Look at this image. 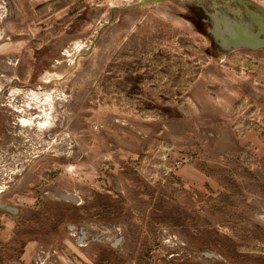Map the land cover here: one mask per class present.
I'll return each instance as SVG.
<instances>
[{
  "label": "rangeland",
  "instance_id": "1",
  "mask_svg": "<svg viewBox=\"0 0 264 264\" xmlns=\"http://www.w3.org/2000/svg\"><path fill=\"white\" fill-rule=\"evenodd\" d=\"M226 2L0 0V264H264V47L213 38Z\"/></svg>",
  "mask_w": 264,
  "mask_h": 264
},
{
  "label": "water",
  "instance_id": "2",
  "mask_svg": "<svg viewBox=\"0 0 264 264\" xmlns=\"http://www.w3.org/2000/svg\"><path fill=\"white\" fill-rule=\"evenodd\" d=\"M234 1L242 7L244 16H237L240 14L231 11L230 7L215 9L210 13L214 24L209 32L224 49L264 47V7L256 5L250 0ZM246 16L249 19H246Z\"/></svg>",
  "mask_w": 264,
  "mask_h": 264
},
{
  "label": "crops",
  "instance_id": "3",
  "mask_svg": "<svg viewBox=\"0 0 264 264\" xmlns=\"http://www.w3.org/2000/svg\"><path fill=\"white\" fill-rule=\"evenodd\" d=\"M248 78L254 79L253 77H242L240 81L236 79V82L239 83V86H236V99L239 98H249L250 94L251 96L256 95V92L253 90V87H251L248 91H244V85L249 84ZM258 99L263 98V94L260 93L259 95H256ZM243 116L245 115V112L242 113ZM241 120V119H237ZM261 134L255 127V125H250L248 126L245 131H243L240 135L237 136V139L239 140L241 145H246V144H251L255 149H254V154L257 155L260 159H264V137L261 138Z\"/></svg>",
  "mask_w": 264,
  "mask_h": 264
},
{
  "label": "bare ground",
  "instance_id": "4",
  "mask_svg": "<svg viewBox=\"0 0 264 264\" xmlns=\"http://www.w3.org/2000/svg\"><path fill=\"white\" fill-rule=\"evenodd\" d=\"M226 3H227V9L230 7L231 11H235L236 14H240L239 16H242V15L244 16V11H243L242 7H238V6L233 5L235 3L234 0H227ZM219 4H221V3H219Z\"/></svg>",
  "mask_w": 264,
  "mask_h": 264
},
{
  "label": "trees",
  "instance_id": "5",
  "mask_svg": "<svg viewBox=\"0 0 264 264\" xmlns=\"http://www.w3.org/2000/svg\"><path fill=\"white\" fill-rule=\"evenodd\" d=\"M184 64V63H183ZM180 77H178L177 79H179ZM180 81H182L183 83H188L189 81H188V79H186V78H183V79H181Z\"/></svg>",
  "mask_w": 264,
  "mask_h": 264
}]
</instances>
